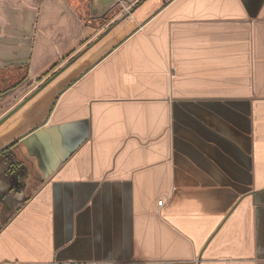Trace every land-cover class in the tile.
I'll return each mask as SVG.
<instances>
[{"label":"crops","instance_id":"crops-1","mask_svg":"<svg viewBox=\"0 0 264 264\" xmlns=\"http://www.w3.org/2000/svg\"><path fill=\"white\" fill-rule=\"evenodd\" d=\"M95 3L0 14V264H264V0Z\"/></svg>","mask_w":264,"mask_h":264},{"label":"rangeland","instance_id":"rangeland-1","mask_svg":"<svg viewBox=\"0 0 264 264\" xmlns=\"http://www.w3.org/2000/svg\"><path fill=\"white\" fill-rule=\"evenodd\" d=\"M99 4L95 3V0H93V2L95 3L94 7H92L91 11H95L96 9H98V7H103L105 2H108V0H98ZM114 1V0H112ZM117 9H122V7H118ZM8 13H13L11 6L7 4V0H0V14L2 16H8Z\"/></svg>","mask_w":264,"mask_h":264},{"label":"built area","instance_id":"built-area-1","mask_svg":"<svg viewBox=\"0 0 264 264\" xmlns=\"http://www.w3.org/2000/svg\"><path fill=\"white\" fill-rule=\"evenodd\" d=\"M163 205V202L162 201H159L158 202V206L161 207Z\"/></svg>","mask_w":264,"mask_h":264}]
</instances>
